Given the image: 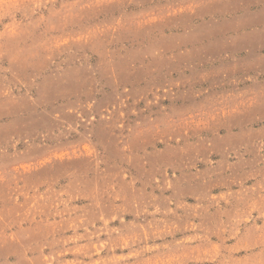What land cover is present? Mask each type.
Here are the masks:
<instances>
[{
	"label": "rangeland",
	"instance_id": "rangeland-1",
	"mask_svg": "<svg viewBox=\"0 0 264 264\" xmlns=\"http://www.w3.org/2000/svg\"><path fill=\"white\" fill-rule=\"evenodd\" d=\"M261 124L264 0H0V264H264Z\"/></svg>",
	"mask_w": 264,
	"mask_h": 264
},
{
	"label": "crops",
	"instance_id": "crops-1",
	"mask_svg": "<svg viewBox=\"0 0 264 264\" xmlns=\"http://www.w3.org/2000/svg\"><path fill=\"white\" fill-rule=\"evenodd\" d=\"M258 126H260V127H258ZM258 126H257L258 128L256 130H260L258 133L263 137L262 133H264V128H263L264 124L263 125L261 124ZM254 147L258 151H260V153L258 154V157L255 158V162L258 164L262 163V161H264L263 160L264 159V138L256 141L254 143ZM255 180H256L255 182H257V185H258L255 187V189L258 191L255 195L256 196L255 199H256V202L259 203V202L263 201V196H264V170H263V172H260V169L256 170Z\"/></svg>",
	"mask_w": 264,
	"mask_h": 264
}]
</instances>
